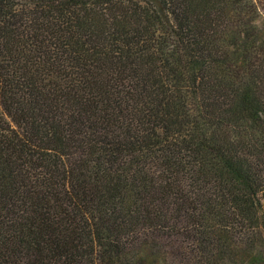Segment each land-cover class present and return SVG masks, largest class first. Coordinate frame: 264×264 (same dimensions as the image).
<instances>
[{
  "label": "trees",
  "instance_id": "16d2710c",
  "mask_svg": "<svg viewBox=\"0 0 264 264\" xmlns=\"http://www.w3.org/2000/svg\"><path fill=\"white\" fill-rule=\"evenodd\" d=\"M264 264V0H0V264Z\"/></svg>",
  "mask_w": 264,
  "mask_h": 264
},
{
  "label": "rangeland",
  "instance_id": "374dc122",
  "mask_svg": "<svg viewBox=\"0 0 264 264\" xmlns=\"http://www.w3.org/2000/svg\"><path fill=\"white\" fill-rule=\"evenodd\" d=\"M168 264H177L175 261H169Z\"/></svg>",
  "mask_w": 264,
  "mask_h": 264
}]
</instances>
